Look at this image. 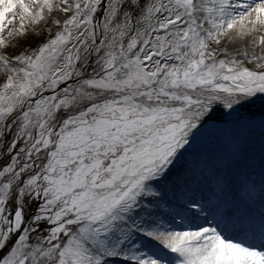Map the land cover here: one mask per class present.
Returning a JSON list of instances; mask_svg holds the SVG:
<instances>
[{"label":"snow or ice","instance_id":"obj_1","mask_svg":"<svg viewBox=\"0 0 264 264\" xmlns=\"http://www.w3.org/2000/svg\"><path fill=\"white\" fill-rule=\"evenodd\" d=\"M258 26L264 0H0V264H264Z\"/></svg>","mask_w":264,"mask_h":264},{"label":"bare ground","instance_id":"obj_2","mask_svg":"<svg viewBox=\"0 0 264 264\" xmlns=\"http://www.w3.org/2000/svg\"><path fill=\"white\" fill-rule=\"evenodd\" d=\"M258 27H259L258 35H264V26H258ZM250 40H251V37H246L243 40H237L235 43L228 45L229 52L230 53L235 52L237 49L243 52L245 48H247L249 52H252L253 49L250 46ZM254 51L257 54H260L261 50L259 47H257ZM246 66H248L249 68L253 67L252 64H246Z\"/></svg>","mask_w":264,"mask_h":264},{"label":"rangeland","instance_id":"obj_3","mask_svg":"<svg viewBox=\"0 0 264 264\" xmlns=\"http://www.w3.org/2000/svg\"><path fill=\"white\" fill-rule=\"evenodd\" d=\"M241 51V50H240Z\"/></svg>","mask_w":264,"mask_h":264}]
</instances>
